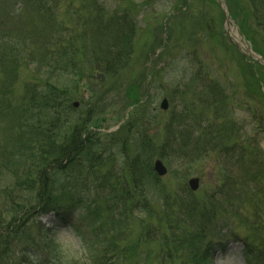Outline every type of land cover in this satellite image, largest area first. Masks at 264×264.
<instances>
[{
    "label": "trees",
    "instance_id": "1",
    "mask_svg": "<svg viewBox=\"0 0 264 264\" xmlns=\"http://www.w3.org/2000/svg\"><path fill=\"white\" fill-rule=\"evenodd\" d=\"M3 1L2 9L5 10L6 4L12 0ZM63 1L68 3V11H74L71 13L76 25L67 35L53 40L49 30V35L45 36L40 29H34V41H29L32 45L30 49L23 41V58L12 53L17 45L15 39L2 38L0 41L3 52L7 46L14 47L9 55L0 54V125L4 124L2 132H6V141L10 145L1 151L10 149L15 141L16 155L23 158L29 155L26 163L34 172L30 179V175H26L23 180L27 181H14L4 192L9 197L7 193L10 191L18 200L9 202L2 209L7 215L4 223V217L0 215V264H29L26 253L32 249L27 248L31 245L38 247L37 239L30 234L28 226L34 215L37 218L53 214L62 224H67L66 219L69 215L73 217L79 207L85 208L83 221L90 225L89 229L100 240L102 247L97 245L100 264H123L138 246L150 245L147 242H153L154 236L159 244L156 249L147 251L145 264H175L180 259V264H207L213 248L223 242L240 243L245 264H264V158L258 154L257 148H246L242 141L236 140L233 124L223 115L225 101L214 80H209L205 86L207 94L201 100L205 107L201 109L202 115L194 118L195 128L201 133L194 129L191 131V122L181 113L170 114L166 139L174 142V148L169 149V154L164 153L166 145L156 149L145 138L133 140L130 126L126 124L122 125V135L118 133L108 140V146L118 148L122 160L127 161L126 178L113 173L114 178L111 179L109 172L104 177L100 175L101 167L107 164L101 154H97L103 141L83 137L93 112L88 109L73 118L74 94L71 90L56 88L49 82L35 86L27 83L20 98L13 100L19 69L35 53L40 54L39 68L45 64L51 67L49 63L55 62V55L60 60L65 57L62 62L57 61L61 67L59 70L67 72L73 79H79L76 80L79 84L86 81L76 70L80 52L85 49V55L92 59L91 66L96 73L113 78L128 67L133 52L135 25L130 6L126 5L132 0H117L124 9L110 15L104 12L100 0ZM180 1L183 6L188 0ZM21 2L32 6L39 20L58 22L51 9L58 6L59 0ZM226 2L231 3V17L234 12L236 16L244 10L248 20L264 38V0H241L240 6L235 0ZM233 6L235 9L232 11ZM59 25L63 27L61 23ZM2 41L8 45H1ZM81 55L84 56V53ZM251 74L260 83L261 78H255L253 69ZM211 108L213 120L203 119L205 112ZM191 110L194 109L191 107ZM60 111L70 114L63 123L65 129L61 138L58 136ZM49 114H55L56 120H47ZM15 131L18 132L16 139L13 136ZM195 133L198 134L194 138ZM127 144L134 147L136 153L129 154ZM110 148L101 150L106 152ZM209 154H214L219 163L220 185L206 200H197L189 192H186V200L177 193L170 194L161 186V181L152 170L151 159L154 156L170 165L174 158L182 162ZM3 155L8 157L7 153ZM184 164L188 165L186 161ZM52 174L61 176L62 181H52ZM99 177L102 181H99ZM91 192H96L92 201L89 200ZM150 192L159 196L163 203L155 225L147 221L152 215L151 202L149 205L150 199L146 196ZM98 199H103V203L99 204ZM217 199L223 200V203L219 204ZM246 208L250 211L246 214L250 216L245 215ZM136 213L143 217L135 218ZM133 220L138 222L141 234L136 242L120 247L122 234L131 230ZM159 227H164L165 234L160 233ZM231 227L242 236L234 235ZM105 229L112 231V236L107 237ZM126 236L125 242L129 233ZM17 241L19 246H16ZM153 251L156 252L154 261L151 259Z\"/></svg>",
    "mask_w": 264,
    "mask_h": 264
},
{
    "label": "rangeland",
    "instance_id": "2",
    "mask_svg": "<svg viewBox=\"0 0 264 264\" xmlns=\"http://www.w3.org/2000/svg\"><path fill=\"white\" fill-rule=\"evenodd\" d=\"M240 1L235 0L237 6H240ZM3 3L4 1L0 0V41L2 38L3 40L15 39L17 45L12 53L21 58L25 54V48L22 49L24 43L26 42V47L29 49L32 46L29 41H34L32 39L34 29H40L41 34L44 32L45 36L49 35L50 31L51 38L54 40L60 35H67L76 27L71 13L74 11H68L66 8L68 3L63 0H59L58 6L51 9L52 15L58 22L39 20L35 16L33 7L22 3L21 0H12L6 4L7 9L5 10L2 9ZM100 3L107 15L124 9L117 0H100ZM181 4L180 0H132L126 5L130 6V15L135 25L133 52L128 67L118 76L108 78L103 75L102 80L97 78L96 74H101V72H95L91 66L92 59L85 55V49L80 52L76 70L81 72L86 82L79 84V81H76L79 79H73L67 72L63 73L59 70L61 67L58 66L57 61L62 62L65 57L60 60L55 55V62L49 63L51 67L45 64L43 68H39L40 54L34 52V57L19 69L13 88V100L20 98L27 83L29 86H35L49 82L56 88L71 90L74 94L73 102L79 104L71 113L73 118L79 117L88 109L93 112L83 137L88 136L93 141L96 139L103 141L97 154H101L103 161L107 164L101 167L100 175L103 176L109 172L110 176L114 173L117 177L126 178L127 161L122 160L118 148L111 149L108 146V140L116 137L118 133L122 135V125L126 124L130 126L133 140L138 138L140 141L141 138H145L156 149L166 145L164 153L169 154V149L174 148V142L166 139L170 114L181 113L188 122H191V131L194 129L201 133L199 129H196L194 118L202 115L201 109L205 107L201 104V100L207 94L205 86L209 80H214L217 82L218 92L225 101L223 115L227 118L225 120L233 124L235 138H238L236 140L242 141L246 148H257L258 154L263 155L264 158V38L255 29L252 21L248 20L244 10L239 11L236 16L234 12V17L233 15L231 17V3L228 4L226 0H188L186 5ZM233 9H235L234 6L232 11ZM225 12H228L229 20L227 21H225ZM1 45L6 46L8 43L2 41ZM13 49L14 47L7 46L5 52L0 49V54L9 55ZM81 53H84V56ZM242 54L245 55L242 56ZM251 69L255 73V78L258 76L261 78L260 83L252 77ZM164 99L168 104L166 110L160 108ZM13 104L15 106V103ZM191 107L194 110H191ZM211 111L213 108L205 112L203 119L212 121ZM59 113L58 136L61 138L65 129L63 123L67 121L66 117L70 114L61 111ZM56 118L55 114H49L47 120L54 119L55 121ZM3 126L4 124L0 125V215L4 217L2 219L4 223L7 215L2 209L9 202L15 203L18 200V197L10 191L7 193L9 197H6L4 192L7 186L13 184L14 181H27L23 178L30 175V179L34 172L26 163L29 155L26 158L16 155L15 141L10 149L1 151L3 148L10 147L6 141V132H2ZM13 133L16 139L18 132ZM198 133H195L194 138ZM3 138H5L4 143ZM126 147L129 148V154L136 153L131 145L127 144ZM102 148L110 149L103 152ZM5 153L8 157L3 155ZM156 159L159 157L154 156L151 159V165ZM173 160L170 165L161 160L167 169V174L158 179L161 181V186L163 185L170 194L177 193L186 200L188 197L186 192H189L191 197L197 200H206L220 185L218 181L220 167L214 154L185 160L188 165L184 164L185 161L180 162L175 158ZM26 167L29 173H25ZM75 175L78 177L77 173ZM113 178L112 176L111 179ZM191 178L199 179L198 189L193 192L187 186ZM51 179L62 181L61 176L53 174ZM99 181H102L101 178ZM95 195L96 192H91L89 200L92 201ZM148 195L146 196L150 199L149 205L151 202L152 215H149L147 221L154 222L153 225H155L156 216H160L163 203L160 197L153 192ZM98 200L99 204L104 201L103 199ZM218 202L222 204L223 200H218ZM77 211H80L82 215L79 218L69 215L66 219L67 224H62L52 214L37 218L33 214L28 224L30 234L34 237L41 236L47 224L52 225L46 229L49 233L54 228L59 229L73 224L90 248L91 264H100L97 256L99 254L97 245L101 246L100 240H97L89 229L90 225L84 222L85 208L79 207ZM246 213H250L247 208L245 215ZM140 217L143 216L135 214V218L140 219ZM130 228L127 234H122L120 241L123 242H119L120 247L136 242L141 234V228L136 220H133ZM159 230L160 233L165 234L164 227H159ZM234 231V235L242 236L235 229ZM104 232L107 237L113 234L112 231L106 229ZM128 233L129 238L125 242ZM48 239L50 240L51 237ZM152 240L154 241L147 242L150 245L138 246L136 252L123 264H145L147 251L156 249L159 244L156 236ZM19 245L17 241L16 246ZM27 249L39 251L41 245L38 242V247L33 248L31 245ZM153 252L151 259L154 261L156 252ZM16 256L17 261L21 260L18 255ZM208 260L207 264H245L242 257V245L238 242H223L220 246L214 247ZM180 263L181 259L175 262V264ZM43 264H47L46 258Z\"/></svg>",
    "mask_w": 264,
    "mask_h": 264
},
{
    "label": "clouds",
    "instance_id": "3",
    "mask_svg": "<svg viewBox=\"0 0 264 264\" xmlns=\"http://www.w3.org/2000/svg\"><path fill=\"white\" fill-rule=\"evenodd\" d=\"M81 215L80 211L74 213L76 218ZM48 227L52 225L47 224L44 233L35 237L41 249L26 253L29 264H43L45 258L47 264H91L90 248L73 224L59 229L54 228L50 233L46 230Z\"/></svg>",
    "mask_w": 264,
    "mask_h": 264
},
{
    "label": "water",
    "instance_id": "4",
    "mask_svg": "<svg viewBox=\"0 0 264 264\" xmlns=\"http://www.w3.org/2000/svg\"><path fill=\"white\" fill-rule=\"evenodd\" d=\"M98 78H100L101 80L103 79V76L100 75V74H97L96 75ZM82 93H85V92H82ZM75 107L78 106L77 103L74 104ZM168 107V104H167V101L164 99L161 103V106L160 108L162 110H166ZM153 169H154V172L159 176V177H163L164 175H166V168L163 166V164L161 163V161L157 160L154 162V165H153ZM188 186L190 188L191 191H196L198 189V186H199V180L197 178H192L188 181Z\"/></svg>",
    "mask_w": 264,
    "mask_h": 264
}]
</instances>
